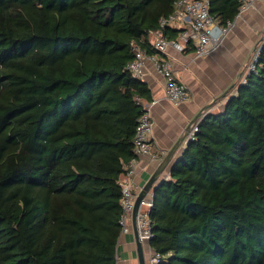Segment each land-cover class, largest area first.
<instances>
[{"label":"trees","instance_id":"trees-1","mask_svg":"<svg viewBox=\"0 0 264 264\" xmlns=\"http://www.w3.org/2000/svg\"><path fill=\"white\" fill-rule=\"evenodd\" d=\"M179 0H0V264H118L122 187L149 85L133 46ZM239 0H210L227 27ZM180 29L164 36L177 40ZM156 189L161 264H264V47Z\"/></svg>","mask_w":264,"mask_h":264},{"label":"crops","instance_id":"crops-1","mask_svg":"<svg viewBox=\"0 0 264 264\" xmlns=\"http://www.w3.org/2000/svg\"><path fill=\"white\" fill-rule=\"evenodd\" d=\"M263 35L264 0H258L253 9L236 18L234 26L222 45L209 56L198 57L193 49L179 52L170 48L168 54L173 61L175 75L191 90L189 100L178 106L166 100L162 76L157 73L152 63H147L144 81L149 85L153 101L156 102L153 107L154 125L151 133L154 154L161 158L166 156L197 113L233 86L226 98L217 100L203 114V117L224 108L229 97L235 95L243 83L248 66ZM185 148L184 141L168 169L160 176L154 187L170 178V169L182 156ZM158 165L159 162L151 161L148 157L138 158L134 177L136 193L146 185ZM147 199H152V191ZM130 225V233L122 235L119 241L118 264H139L132 222ZM152 252L148 243H144L146 264Z\"/></svg>","mask_w":264,"mask_h":264},{"label":"built area","instance_id":"built-area-1","mask_svg":"<svg viewBox=\"0 0 264 264\" xmlns=\"http://www.w3.org/2000/svg\"><path fill=\"white\" fill-rule=\"evenodd\" d=\"M240 17L250 9H253L258 0H239ZM228 23L227 27L218 25L210 13V0H179L175 4L173 13L163 17L159 21V31L151 33L152 46L158 51V55H150L145 50L133 46L135 57L127 65V70L134 78L144 81L147 63H152L165 83L166 100L173 105H181L189 100L191 90L187 84L180 81L175 75L173 61L168 54L170 48L179 52H186L193 49L198 57H206L215 52L223 43L224 39L234 26ZM168 27L177 28L181 33L177 40H168L164 32ZM264 47V35L248 66L246 76L255 68L261 49ZM246 76L243 83L246 82ZM242 83V84H243ZM155 101L144 103V113L138 120L134 144L135 158L129 163L126 174L120 179L122 187V215L120 219L121 236L130 233L132 212L138 193L134 190V177L136 163L139 157H148L151 161L161 162L163 158L153 153L151 133L153 130V107ZM198 124L192 125L191 131L186 137L185 145L193 140L198 132ZM154 206L152 199H144L141 203L138 214V226L140 238L143 242L149 243L153 238L150 213ZM164 260L162 255L152 252L147 264H161Z\"/></svg>","mask_w":264,"mask_h":264},{"label":"water","instance_id":"water-1","mask_svg":"<svg viewBox=\"0 0 264 264\" xmlns=\"http://www.w3.org/2000/svg\"><path fill=\"white\" fill-rule=\"evenodd\" d=\"M233 89V86L230 87L228 90H226L222 95L217 97L211 104H208L204 106L197 115L193 118L192 121L187 125L185 131L183 134L179 137L178 141L175 143V145L172 147V149L166 154L164 159L159 163L158 167L154 171V173L151 175L150 179L146 183V185L140 190V192L137 195V198L135 200L134 209L132 212V230L135 236L136 245H137V253H138V262L139 264H146L145 256H144V243L140 238L139 233V226H138V214L140 211L141 203L144 199L147 198L148 194L152 191V200H155V192L156 189L159 186L154 187V184L159 180L160 176L168 169L170 163L172 162V159L174 158L175 154L179 151L180 147L182 146L184 140L188 136V134L191 131L192 125L200 123L203 114L208 111L217 100L226 98L230 90ZM179 160V159H178ZM177 160V161H178ZM176 161V162H177ZM172 169V167H171ZM170 169V171H171ZM150 246V242L148 243Z\"/></svg>","mask_w":264,"mask_h":264},{"label":"rangeland","instance_id":"rangeland-1","mask_svg":"<svg viewBox=\"0 0 264 264\" xmlns=\"http://www.w3.org/2000/svg\"><path fill=\"white\" fill-rule=\"evenodd\" d=\"M220 111H213V113H215V114H217V113H219Z\"/></svg>","mask_w":264,"mask_h":264}]
</instances>
